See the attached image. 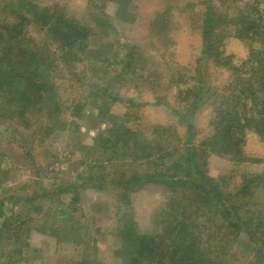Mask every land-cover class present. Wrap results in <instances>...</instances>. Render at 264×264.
<instances>
[{"label": "trees", "instance_id": "trees-1", "mask_svg": "<svg viewBox=\"0 0 264 264\" xmlns=\"http://www.w3.org/2000/svg\"><path fill=\"white\" fill-rule=\"evenodd\" d=\"M102 4L103 7L108 5V8L116 10L118 19L132 20L131 0H103ZM65 7L58 0H0V126H5L15 134L20 127L27 130L30 138L25 135L17 138L29 145L24 147L26 154L33 155V144L45 143L50 136L67 130L71 123L72 126L79 127L77 124L88 113L96 112L100 120H107L109 124L94 138L93 149L99 157L91 161L93 163L85 165V173L79 172L76 181L55 192L37 179L15 186L3 185L2 179L10 176V169L4 167L5 153L0 147L1 264L15 263V256L24 253L28 246L27 239L33 230L45 233L46 228L52 229L53 233H49L57 239L59 226L54 225L56 221H60L62 225L71 223L64 228H70V233L75 228L71 240L76 245L94 244L95 239L90 237L89 228L85 227V231L81 229L82 226L77 228L70 212L59 210L57 215L65 216L53 219V225L39 215L44 208V200L72 193V202H77L81 198V190L88 188L99 192L107 190L116 198L118 211L113 218V233L121 234V241L113 250L114 263L231 264L228 255L233 242L238 238H230V235L237 230V236L243 231L254 243L261 240V243H255L258 250L256 249V262L253 264H264V236H255L257 228L264 229V217L249 218L239 213L240 207L247 206L249 201V210L254 212L251 209V198L256 192L260 194L264 191V173H244L240 182L229 192H222L218 188V182H214L215 179L212 178L208 179V187L193 184L201 190L191 198L181 188L190 184L187 176L192 163L198 167L199 146L189 145V140L182 144L178 138V153L170 159L165 147L168 148L171 134L176 132H171L169 126H161L156 130L160 134L148 139L139 130L128 127L124 118L109 112L115 98L107 97L110 96L109 87L105 84L88 81L78 85L71 81L80 90L77 89L73 99L64 97L60 77H66L67 80L71 79L67 76L81 74V78L85 79L101 71L104 74L106 71L124 73L121 70L125 68V73L128 72L125 76L129 74L131 78L142 76L151 68L145 62V50L137 45L126 46V53L120 59L116 53L112 57L114 59H110L112 61L98 59V65L92 66L88 60L98 57H91L88 52L90 43L99 33L88 21L63 13ZM184 7H191L193 10L195 19L190 20L193 24L202 17V34L206 40V47L201 52L203 59L206 60V65L214 60L219 76L225 80L220 82L219 87L208 85L205 88L206 96L202 95L203 86L200 84L181 88L178 96L184 103L182 110L175 111L180 117L188 118L191 115L188 114L190 109L194 107V100L201 91L199 97L206 98L205 104L212 108L214 117L211 122L213 133L205 137L202 143L205 148L201 150L200 157L205 159L209 150L210 153L229 158L235 164L245 162L247 159L243 145L247 132L256 134L264 143V0H195ZM184 7L179 8L182 10ZM158 15L150 29L153 48L164 40L162 28H168L167 24L161 25L163 14ZM95 22L100 24V18L96 17ZM169 28L168 33L172 36ZM217 35L220 36L216 37ZM230 38L242 41L249 47L248 54L238 64L233 63L231 54L223 53L225 40ZM220 54L221 59L218 58ZM115 58L116 62L113 61ZM77 60L86 61L87 67L75 72ZM161 61L157 63H168ZM118 65H121L120 70ZM100 75L105 77L103 73ZM190 79L198 81L196 77L188 75L186 80ZM179 80L175 76L174 82ZM80 91L83 92L82 95H78ZM159 148L164 149V152L154 159ZM130 158L137 166L129 167L126 171L124 166ZM158 159L164 164H171L165 167L158 163ZM140 163L148 166L140 168L143 167ZM228 178L230 177L227 176L224 180ZM150 184L164 185L165 192H170L166 194L164 206L159 212L156 209L152 215V222L157 225V229L148 232L142 231L139 226L140 222L132 205V194ZM36 185L38 188H32ZM247 194L250 196L243 199ZM238 198L240 205H237ZM190 203L197 206L196 211L199 208L204 210L210 204L215 207L220 205L218 215L224 213L228 221L223 220L218 225L212 220H205L203 224L210 230L211 223L214 234L220 235V239L216 236L202 238L204 230L196 223L199 217L195 216L193 224L188 223L185 215L189 207H193ZM19 204L30 206L27 214L20 213V209L15 210L13 206ZM189 215L193 218L192 213ZM31 222L40 224L30 226ZM80 235L85 239L79 238ZM86 236H89L87 240ZM58 239L65 241L66 236ZM87 264L104 262L93 256Z\"/></svg>", "mask_w": 264, "mask_h": 264}, {"label": "rangeland", "instance_id": "rangeland-1", "mask_svg": "<svg viewBox=\"0 0 264 264\" xmlns=\"http://www.w3.org/2000/svg\"><path fill=\"white\" fill-rule=\"evenodd\" d=\"M42 1L49 2L53 0ZM58 1L61 5L66 6L63 13L84 19L93 28L97 29L99 34L93 38L94 40L90 43L88 52L91 57H98L88 60L92 66L98 65V59H114L112 57L116 53L119 56L118 59H120L126 53V46L137 45L145 50V62H148V67H151L144 75H136V77L132 76L131 78L129 74L125 76L128 73H125V68L121 70L124 73L106 71L104 74V71H101L100 73H103L105 77L101 76L100 73L88 78L84 76L85 79L81 78V74L67 76L71 78L67 80L66 77H60L61 81L59 80V82H63L60 85L65 98L68 100L73 99L77 89L80 90L79 87L73 86L74 82L78 85L88 83V81L105 84L109 87L108 93L110 96L107 97H114L116 100L110 105L109 112L124 118L128 127L139 130L148 139L160 134L156 130L160 129L161 126L167 128L169 126L171 132H176V134H171L170 142L167 141L168 148L165 147L170 154V159L178 153L176 151L179 144L178 138L182 144L189 140V145L199 146L198 167L192 163L189 176H187V181H190V184L187 183L186 187L181 188L191 198L197 191L201 190L193 184L208 187L210 185L208 179L212 178L215 179L214 182H218V188L222 192H229L230 189L236 186L235 184L240 182L244 173H264V143L252 132H247L243 145V151L247 159L245 162L235 164L229 158L210 153L209 150H207L205 159L200 157L201 150L205 148V145L202 146L205 137L213 133L211 122L214 117L212 108L205 104L206 98L199 97L201 91L198 92V98L194 100V107L190 109L191 112L188 114L191 115L188 118L180 117L175 111V109L182 110V104L184 103L178 96L181 88H187L190 84H192V87L200 84V86H203L202 95L206 96L207 90L205 88H208V85L219 87L220 82L225 80V78L220 77L221 75L219 76L214 60L206 65V60L203 59L201 52L206 47V40L202 34L204 29L203 22L201 23L202 17L196 19V24H193L194 22L190 21L195 19L193 18V10L191 7H184L187 3L195 0H131L133 12L131 21L118 19L116 10L108 8V5L106 7L102 6L103 0ZM179 7H184V9L181 10ZM160 13L163 14L161 15V25L167 24L168 28L170 26L169 31L173 35H169L167 26L163 27L164 40L159 42L158 47L153 48L150 29L153 21L156 20V17L158 19ZM96 17L100 18V24L95 22ZM223 48L224 55L231 54L233 63L237 64L249 52L248 45L232 38L225 40ZM162 53H165V56H162ZM218 58L221 59V54L218 55ZM116 60L117 58L113 61L116 62ZM160 60L168 63H157ZM85 63L86 61L77 60L74 71L78 72L79 69L86 68ZM118 66L120 70L121 65ZM178 72L179 74H177ZM188 75L196 77L198 81L195 82V79H190L192 82L186 80ZM175 76L176 79H180L176 83L174 82ZM124 79L126 80L124 81ZM82 94L83 92L80 91L78 95ZM81 121L78 124L76 123L79 127L72 126L71 123L67 130L50 136L45 143L36 142L33 144L31 147L33 155L26 154L24 147L29 145L17 138L22 135L30 138L27 130L24 131L20 127L15 134L5 126H0V147L5 153L3 157L4 167L10 169V176L2 179L3 185H6V187L15 186V184L25 182L31 183L37 179V181H41L44 186L55 192L63 188L64 185L76 181L79 172L83 171L85 173V165L93 163L91 161L99 157V154L93 149L94 138L100 130L105 129L109 124L107 120H100L96 112L86 114ZM158 144L160 145V143ZM163 152L164 149L159 148V152L155 153L153 158L160 157ZM260 159L261 161H254ZM158 163L165 165V167L171 164L170 162L164 164L159 159ZM139 165H143V167L140 166L143 169L148 166L143 163ZM133 166L136 167L137 163L130 158L124 169L127 171L129 167ZM220 176H229L230 178L224 180L225 177L219 178ZM32 188H38V185ZM164 188V185L150 184L132 194V205L135 208L142 231L150 232L157 229V225L152 222V215L156 212V209L159 212V209L164 206L166 194L170 192H165ZM1 190L2 186L0 192ZM105 191L99 192L89 188L81 190V198L77 202H72V193L46 199L44 200V208L39 214L53 225V219L62 218L64 215H57L59 210L70 212L77 228L82 226L83 231H85V227L89 228L90 237L95 239L94 244H86L88 246L84 244L76 245L71 240L75 228H72L71 233L70 228H64V226H69L71 223L62 225L59 223L60 221H56L54 225L59 226L57 229L59 232L56 234L57 239L51 236L52 229L46 228L45 231L47 232L45 233L33 230L27 239V248L21 255L17 254L15 256L14 264H75L76 262L87 264L93 256H96L104 264H118L114 263V259H112L113 250L121 241V234L118 232L113 233L115 230L113 218L118 209L114 195L107 190ZM249 196V194L244 195L243 199H247ZM238 200L237 205H240V199L238 198ZM251 201L253 202V208L251 207V209L254 212L249 210L251 203L249 201L247 206L240 207L239 213L249 218L251 216L257 219L264 217V191L260 194L256 192ZM189 205L193 206L194 204L190 203ZM13 207L15 210L20 209L18 210L20 213L27 214V208L30 206L24 207L19 204ZM196 209L197 206L189 207V211L185 215L188 223L193 224L195 216L199 217L196 223L204 230L202 238L210 239L207 236H216L217 239H220V235L214 234L211 223L210 230L203 226L205 220H212L218 225L223 220L228 221L224 213L218 215L220 205L215 207L210 204L204 210L199 208V211H196ZM190 213H192L193 218L190 217ZM34 223L35 225L40 224L39 222H31L29 225L32 226ZM263 234L264 229H256L255 236L263 237ZM64 236H66L65 241L58 239V237L63 239ZM222 236H225L224 231ZM80 237L83 240L84 236L80 235ZM233 237L238 239L233 242L230 255H228L231 264L255 263L256 249L258 250L255 243H261V240L259 239L254 243L243 231H240L237 236V230L230 235V238ZM88 238L89 236H86V240ZM2 261L3 258L0 259V264Z\"/></svg>", "mask_w": 264, "mask_h": 264}]
</instances>
